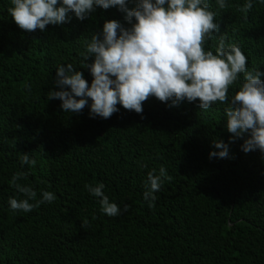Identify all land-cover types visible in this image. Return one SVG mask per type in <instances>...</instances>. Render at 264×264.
<instances>
[{
  "label": "trees",
  "instance_id": "trees-1",
  "mask_svg": "<svg viewBox=\"0 0 264 264\" xmlns=\"http://www.w3.org/2000/svg\"><path fill=\"white\" fill-rule=\"evenodd\" d=\"M207 2L218 31L205 50L215 54L223 36L264 82V0H252L247 13L239 10L246 0H226L223 10ZM11 6L0 0V264H264V154L242 151L243 139L230 142L228 105L201 110L198 101L169 106L152 96L142 114L120 104L109 119L91 118L88 106L63 112L60 100L47 99L59 90L57 66L72 64L90 85L80 67L85 45L105 20L128 26L125 13L97 6L84 20L70 12L63 24L28 32ZM236 90L230 86L229 99ZM214 140L228 144L229 158L209 157L219 151ZM24 153L36 164H22ZM161 167L171 179L149 208L147 174ZM17 172L37 199L45 190L56 199L12 210L9 197L24 198L10 185ZM99 183L118 216L105 215L85 187Z\"/></svg>",
  "mask_w": 264,
  "mask_h": 264
},
{
  "label": "clouds",
  "instance_id": "clouds-1",
  "mask_svg": "<svg viewBox=\"0 0 264 264\" xmlns=\"http://www.w3.org/2000/svg\"><path fill=\"white\" fill-rule=\"evenodd\" d=\"M11 5L10 16L28 32L63 24L70 19V12L84 20L97 6L117 7L125 13L128 26L115 19L105 20L102 32L93 34L85 45L80 67L90 71V85L72 64L57 66L55 85L59 90L51 89L47 99L60 100L63 112L79 113L88 106L91 118L109 119L119 111L117 104H120L126 110L142 114L143 102L152 96L170 102L169 106H178L185 100L198 101L201 110L219 102L228 105L224 113L230 142L243 139L242 151L259 150L264 154L262 73L256 67L248 70L247 58L240 47L226 45L223 36L215 54L205 50L206 40H211L218 31L217 13L211 10L207 0H137L131 9L127 0H11ZM217 5L222 10L228 7L226 0H217ZM252 8V0H246L239 10L247 13ZM233 85L238 90L229 99V88ZM213 144L219 151L210 152V158H229L228 144L220 140H214ZM20 159L22 164H36L27 153ZM155 171L148 172L143 193L149 208L154 207V193L161 190L163 181L171 179L164 167L159 169V174ZM25 176L26 173L17 172L11 177L10 185L24 196L23 199L9 197L12 210L30 212L56 199L46 190L37 199L36 190L18 182ZM85 187L100 198L105 215L114 217L121 213L120 207L104 194L103 183ZM127 209L128 205H124L123 211Z\"/></svg>",
  "mask_w": 264,
  "mask_h": 264
}]
</instances>
